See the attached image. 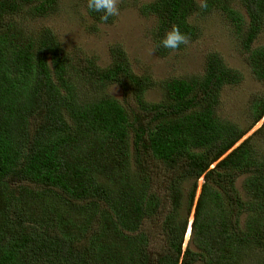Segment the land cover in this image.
<instances>
[{"label": "trees", "instance_id": "16d2710c", "mask_svg": "<svg viewBox=\"0 0 264 264\" xmlns=\"http://www.w3.org/2000/svg\"><path fill=\"white\" fill-rule=\"evenodd\" d=\"M61 1L0 0V264H264V121L236 146L264 119V91L247 126L223 117V89L241 74L212 51L203 73L164 80L151 101L155 80L125 48L102 66L68 53L51 27L29 26ZM240 1L246 14L238 0L139 9L157 19L161 57L188 45L158 46L173 25L195 41L199 20L220 12L264 84V0Z\"/></svg>", "mask_w": 264, "mask_h": 264}, {"label": "rangeland", "instance_id": "374dc122", "mask_svg": "<svg viewBox=\"0 0 264 264\" xmlns=\"http://www.w3.org/2000/svg\"><path fill=\"white\" fill-rule=\"evenodd\" d=\"M153 0H118L119 15L114 16L111 22H98L87 15L82 0H62L61 10L57 15L49 18L35 19L30 27L39 28L49 26L66 45L68 53L79 58L86 55H95L98 63L106 66L111 62V53L114 47H123L129 54L133 69L138 74H150L155 80L154 86L148 91L147 98L151 101L162 99L163 88L161 84L166 79L181 78L193 74H201L205 68L206 55L217 51L231 67L238 69L241 80L233 85L227 84L222 92L220 113L223 117L234 119L243 126L250 122L249 108L252 99L264 91V84L258 80L244 57L237 37L232 33L230 20L220 12L209 14L199 20L203 31L201 36L188 43L185 50L173 51L167 56H160L154 47L150 34L157 19L147 17L139 9L143 2ZM201 2L202 0H198ZM246 14L240 0L237 5ZM264 44V33L257 40ZM80 60V59H76ZM157 82V83H156ZM112 95L118 99L123 98V90L118 84L110 86ZM259 121L237 144H240L262 124ZM204 177L198 181L196 197L198 198ZM192 180L184 183L188 191ZM240 184V182H239ZM196 198V199H197ZM195 206L189 217V225L185 235L184 247L189 244L191 223L194 220ZM161 236L158 237L160 241Z\"/></svg>", "mask_w": 264, "mask_h": 264}, {"label": "clouds", "instance_id": "9594fccd", "mask_svg": "<svg viewBox=\"0 0 264 264\" xmlns=\"http://www.w3.org/2000/svg\"><path fill=\"white\" fill-rule=\"evenodd\" d=\"M117 3L118 0H87V7L90 11L101 14L100 19L107 22L110 17L119 15L120 10ZM202 6L206 7L207 5L204 3ZM188 43L189 37L187 34L181 32L178 26L173 25L172 28L165 33V36L160 40L158 46L175 50L181 45H187Z\"/></svg>", "mask_w": 264, "mask_h": 264}, {"label": "water", "instance_id": "95a60500", "mask_svg": "<svg viewBox=\"0 0 264 264\" xmlns=\"http://www.w3.org/2000/svg\"><path fill=\"white\" fill-rule=\"evenodd\" d=\"M191 232H192V226H190V234H191Z\"/></svg>", "mask_w": 264, "mask_h": 264}, {"label": "bare ground", "instance_id": "6f19581e", "mask_svg": "<svg viewBox=\"0 0 264 264\" xmlns=\"http://www.w3.org/2000/svg\"><path fill=\"white\" fill-rule=\"evenodd\" d=\"M190 234V231L188 232V234L187 235H189Z\"/></svg>", "mask_w": 264, "mask_h": 264}]
</instances>
